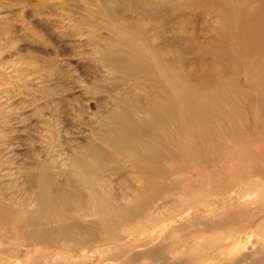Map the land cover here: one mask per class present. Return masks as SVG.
<instances>
[{"label":"rangeland","instance_id":"obj_1","mask_svg":"<svg viewBox=\"0 0 264 264\" xmlns=\"http://www.w3.org/2000/svg\"><path fill=\"white\" fill-rule=\"evenodd\" d=\"M106 1L116 3L119 20L104 17ZM126 1L0 0V264H264V112L255 86L259 46L264 59V19L261 43L251 33L237 43L233 31L227 45L236 64L218 59L209 70H228L237 87L213 114L212 157L206 158L208 145L199 142L196 128L175 132L168 126L160 134L162 155L139 160L137 147L119 151L104 139L121 133L111 117L126 107L120 99L141 93L134 94L132 82L119 83L122 73L102 62L110 42L123 48L113 38L115 22L134 20ZM197 21L201 31L216 25L204 16ZM194 42L205 46L208 39ZM206 53H191L194 69H208L195 59L212 61ZM260 71L262 81L264 61ZM197 96L208 109L205 92ZM151 133L144 130L141 140ZM90 145L118 162L97 180L84 177L74 163ZM105 183L112 205L93 209L107 197ZM44 186L53 209L32 215ZM134 204L139 206L128 211ZM42 229L43 237L35 238ZM159 246L154 260L143 256Z\"/></svg>","mask_w":264,"mask_h":264},{"label":"bare ground","instance_id":"obj_2","mask_svg":"<svg viewBox=\"0 0 264 264\" xmlns=\"http://www.w3.org/2000/svg\"><path fill=\"white\" fill-rule=\"evenodd\" d=\"M126 2V12L129 15L134 14V20L128 23L115 22V25L113 24L114 33L118 36L113 38V42L122 44L123 48L110 42L111 44L107 45L108 54L102 58V62L112 73H122L116 76L119 83L127 85L132 82L136 90L134 94L137 90L141 93H137L138 95L132 99L121 98L120 100L126 107H121L117 114L113 112L111 117L114 121L118 119L116 124L121 133H114L115 135L112 133L105 137L104 134L99 133L98 136L104 137L109 146L119 151L134 152L137 147L138 152L141 153H137L135 157L139 160L148 156L155 160L166 150L160 145V134H167L168 126L174 127L175 132H179L182 128L191 132V128H196L200 135L199 142L206 141L208 145L207 152H205L206 158H211L216 151L215 143L211 141L213 136L211 120L215 116L213 114L215 110L222 111L218 108L219 103L228 104L226 94L236 90L237 87L235 81L228 75V70L224 69L219 74H214L209 70L214 69L212 65L215 66L218 59L236 64L233 58V48L227 45L229 35L233 31L238 37L237 43H242L249 36L246 34L249 33H251L250 39L253 38L255 42H260V33L263 32L261 31V20L264 19V0H237L236 4L231 0H127ZM115 6L116 3L106 1L103 4L104 17L114 21L119 20L120 11ZM201 16L212 19L216 23L215 27L211 29L208 25L209 28L201 31L202 22L194 23V19ZM195 25L198 30H193ZM204 35L209 43L207 42L205 46H201L200 43L196 45L194 41H202L205 38ZM196 48L212 55V61L203 57L195 58L200 60L202 65L207 64L208 69L202 68V71L194 69V63L198 62L194 60L191 53ZM257 49L259 57L256 59L258 72L255 77V86L259 92L257 94L259 107L264 112V80H259L262 75L261 62L264 59L260 58L261 46ZM121 52H125L127 56H123ZM153 66L160 69L162 76L153 72ZM194 78L195 83H191L190 80ZM167 84H170L169 87ZM187 86L195 90L193 94ZM201 92H205L204 100L208 109L200 104L197 94ZM140 94L143 100L140 99ZM134 114L138 117H134ZM148 128L152 131L151 139L141 140L142 132ZM189 135L193 136L191 133ZM189 138V142L195 141L194 137ZM193 154L195 153L191 152L189 155L193 156ZM107 155L109 154L106 153L105 148L90 145L87 147L85 157L72 159L84 177L97 180L101 172L107 171L108 166L118 163ZM139 160L137 164L140 163ZM142 169L146 172L149 170L145 167ZM93 183H90L92 184L90 189L92 194L97 195ZM103 188V193L107 197L97 202L93 209L104 211L112 205L107 199L111 194L110 185L105 183ZM49 190L44 186L38 193L35 207L33 206L31 211L32 215L39 214L41 210L51 211L53 209V196ZM123 194L127 196L124 190ZM43 204L47 207L43 208ZM135 205L139 206V204L128 206V211H133ZM64 207L61 204V209ZM45 230L35 231L34 237L37 239L43 237L42 233ZM49 230L51 229L48 228ZM162 248L159 246L150 249L143 253V256L154 260L153 258L157 257ZM139 258L140 256L134 257L133 260ZM237 260V263L242 261Z\"/></svg>","mask_w":264,"mask_h":264}]
</instances>
